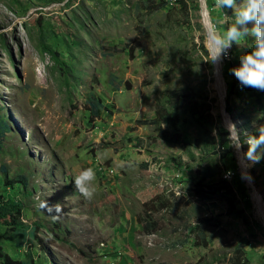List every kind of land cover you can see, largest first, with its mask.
<instances>
[{
	"label": "rangeland",
	"instance_id": "1",
	"mask_svg": "<svg viewBox=\"0 0 264 264\" xmlns=\"http://www.w3.org/2000/svg\"><path fill=\"white\" fill-rule=\"evenodd\" d=\"M141 1L0 0V117L10 127L0 194L23 203L22 221L41 239L17 248L0 225V248L15 259L29 249L36 264H262L264 223L248 181L264 203V155L250 159L245 140L264 125V101L251 97L264 91L230 72L253 38L220 60L221 100L209 35L233 10L202 0L207 27L193 0L188 11L184 0L152 11ZM92 101L105 110L94 114ZM88 168L90 201L73 182ZM20 176L25 185L7 186ZM222 180L242 217L227 215ZM206 183L216 192L202 193Z\"/></svg>",
	"mask_w": 264,
	"mask_h": 264
},
{
	"label": "clouds",
	"instance_id": "2",
	"mask_svg": "<svg viewBox=\"0 0 264 264\" xmlns=\"http://www.w3.org/2000/svg\"><path fill=\"white\" fill-rule=\"evenodd\" d=\"M215 7L219 9H232L233 16L224 14L221 23L228 27L221 32L217 31L211 36L214 49L212 63L221 60L233 44L241 45V42L249 37L253 38L251 51L240 56L239 67L230 69V72L239 81L242 87L264 91V0H215ZM251 24L252 27L248 25ZM258 136L249 135L245 143L249 146L247 153L250 159L259 162L264 155V125L257 128ZM261 148L260 154L256 150ZM95 171L91 168L84 169L74 177V186L85 200L93 199L96 189ZM51 207H59L54 205Z\"/></svg>",
	"mask_w": 264,
	"mask_h": 264
},
{
	"label": "trees",
	"instance_id": "3",
	"mask_svg": "<svg viewBox=\"0 0 264 264\" xmlns=\"http://www.w3.org/2000/svg\"><path fill=\"white\" fill-rule=\"evenodd\" d=\"M182 1V0H179ZM239 1V0H238ZM141 4L144 5L145 9L150 8V10H155V9H162L165 8L167 6V3L162 0L161 2H157V0H145V1H141ZM193 8L195 10H200V4L198 0H193ZM214 3L212 2V5ZM182 5L185 8L186 11H188V1L184 0L182 1ZM208 10H212V7L210 5H207ZM228 8L225 9H220V11H224ZM204 53L207 55V50L206 48L202 47ZM233 83L232 85H230L229 87V93L232 94L233 90H235L233 88ZM251 97L255 100V105L259 106L262 105L263 101H264V97L263 94H256V95H251ZM91 108L94 114H98L100 111H104L105 107L103 105H101L99 102L97 101H92L91 102ZM166 110V109H164ZM226 112H228L229 114L232 112V109L230 107H226ZM160 111L159 113H157V116H159L160 118ZM159 118L156 117L152 120L149 121H141V124H149V125H158L162 122L159 121ZM261 121L264 122V118L260 119ZM5 131H10V127L9 124L6 120H4L3 118L0 117V135L1 134H5ZM171 139V138H170ZM222 147L224 146V142H220ZM209 169H204L201 172V175H203V177L206 179L208 177V179L213 178V175H211L209 172ZM25 177L20 176L18 178H16V180L14 181H6L7 186L11 187L14 186L15 184L19 183V184H23L25 185ZM212 182H215L212 181ZM219 182V181H216ZM221 183H225L224 180L220 181ZM223 183V188H221L219 191H217V193L220 194L221 192V198L223 200L226 201L227 203V215L228 216H233V217H242L244 210L240 209L237 206V197L236 194L234 193L233 189L228 187L227 185H225ZM214 184H210V183H206L205 185H200L199 188L200 191L202 193L206 192L205 190H211L213 193L216 192L214 189ZM222 186V185H221ZM225 189V190H224ZM247 206H250V204H247ZM23 210H24V205L21 201L16 200L14 198H10L7 197L4 194H0V225L6 227V233H10L11 234V240H13L15 242V245L17 248H24L25 244H27L28 241H34L36 240L37 242L40 243L41 239L38 238L36 230L38 228V225L36 226H30L27 225L26 223H24L22 221V214H23ZM146 226L148 227H153L154 226V222L150 221L148 224H146ZM0 264H36V261L34 259V255L32 253V251H30L29 249L25 251V257L22 259H15L13 257H11L8 253H6L3 249L0 248ZM264 264V261L263 263Z\"/></svg>",
	"mask_w": 264,
	"mask_h": 264
},
{
	"label": "bare ground",
	"instance_id": "4",
	"mask_svg": "<svg viewBox=\"0 0 264 264\" xmlns=\"http://www.w3.org/2000/svg\"><path fill=\"white\" fill-rule=\"evenodd\" d=\"M206 18H207V20H205V24L204 25L209 27L210 18L208 17V14H207ZM210 31H211V29H210ZM212 35H213L212 33H210V35H209V45H210L211 50H212V52L214 54V49H213V46H212V43H211V36ZM216 78L218 80L217 85H216L217 93H218L219 96H221V100H223L224 96H225L226 87H225V84H224V81H223V78H222V75H221L220 60H218L216 62ZM250 182L248 181L249 185L252 186V188H253L252 199H253V201H254V203L256 205V210L258 212V215L263 219V223H264V203H263L262 195L254 188V186Z\"/></svg>",
	"mask_w": 264,
	"mask_h": 264
},
{
	"label": "water",
	"instance_id": "5",
	"mask_svg": "<svg viewBox=\"0 0 264 264\" xmlns=\"http://www.w3.org/2000/svg\"><path fill=\"white\" fill-rule=\"evenodd\" d=\"M201 10H202V17L204 18V23H205V20H207V11H206V8H205V6H204V4H203V2H202V0H201ZM209 33H210V31H209ZM223 113H225L226 114V112H225V110H223Z\"/></svg>",
	"mask_w": 264,
	"mask_h": 264
},
{
	"label": "built area",
	"instance_id": "6",
	"mask_svg": "<svg viewBox=\"0 0 264 264\" xmlns=\"http://www.w3.org/2000/svg\"><path fill=\"white\" fill-rule=\"evenodd\" d=\"M226 57H227V54H226ZM229 177L231 178L232 177V174H231V172L229 171Z\"/></svg>",
	"mask_w": 264,
	"mask_h": 264
}]
</instances>
